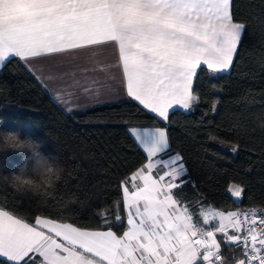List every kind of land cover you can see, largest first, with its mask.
Returning a JSON list of instances; mask_svg holds the SVG:
<instances>
[{"label":"snow or ice","instance_id":"1","mask_svg":"<svg viewBox=\"0 0 264 264\" xmlns=\"http://www.w3.org/2000/svg\"><path fill=\"white\" fill-rule=\"evenodd\" d=\"M234 15V0H0V67L10 57L26 66L56 59L70 70L49 78L71 77L85 101L122 90L167 122L170 110L198 101V70L234 66L246 30ZM128 131L146 155L113 202L115 226L126 218V230H112L107 208L97 212L107 230H93L44 215L28 222L0 206V264H227L217 233L240 248L233 264H264V207L204 211L202 223L194 220L173 191L185 174L182 156L160 157L169 148L166 128ZM230 191L239 198L244 190Z\"/></svg>","mask_w":264,"mask_h":264},{"label":"trees","instance_id":"2","mask_svg":"<svg viewBox=\"0 0 264 264\" xmlns=\"http://www.w3.org/2000/svg\"><path fill=\"white\" fill-rule=\"evenodd\" d=\"M234 5V19L246 23L234 66L219 74L198 70V101L188 111H170L167 122L130 99L67 112L19 58L6 61L0 68V129L40 141L39 153L55 175L18 190L10 174L25 165L30 169L35 158L0 155V206L28 222L44 215L93 230H107L97 215L107 208L112 230L122 234L126 213L121 205L124 224L116 227L113 202L121 198L120 181L146 155L128 129L158 126L166 128L171 152L187 168L174 192L192 206L194 220L202 223V206L223 212L264 207V0ZM232 184L244 190L239 200L230 193ZM222 250L227 264L241 256L235 245L225 243Z\"/></svg>","mask_w":264,"mask_h":264},{"label":"crops","instance_id":"3","mask_svg":"<svg viewBox=\"0 0 264 264\" xmlns=\"http://www.w3.org/2000/svg\"><path fill=\"white\" fill-rule=\"evenodd\" d=\"M42 65L44 66L43 74L38 70L41 68ZM56 65H57L56 59H45L43 61H33L32 66H28V67L39 78V80L46 86V88L49 90V92L51 93V95L53 96L55 101L62 108H63L62 102L65 101L68 97V112L79 111V110H83V109H87V108H91V107H95V106H100V105L115 104V103H119V102H122V101L129 99L124 95L122 90H118V92L115 95L102 96L98 101H85L84 98L80 94V89L73 87V81H72L71 77H66L64 79L49 78L50 76L51 77L59 76L60 73L70 70L68 67H57ZM89 75H94V74L90 73ZM100 75H102V74H100ZM77 78H80L79 73L77 74ZM77 97H80V98L78 99ZM174 109H180L183 111H188V110L181 109L179 107H175ZM174 109H172V110H174ZM172 110H170V111H172ZM131 127L152 128V127H158V126H130L129 128H131ZM170 155H175V153L171 152L170 143H169V148L166 150L165 153H161L160 157L167 159L168 156H170ZM153 159L155 160L156 158H153ZM186 175H187V168L185 166V174L183 177H181L177 181V183L180 184L181 181H183L182 179ZM204 207H208V206H202L200 209V214H201L202 219H203L202 210ZM225 213H227V212H225ZM204 227H208V225H204ZM212 230H214V229H212ZM232 232H233V230L229 229V233L231 234ZM216 238H217V241L220 243L221 248H222L223 244H225L226 241L224 240L223 236L219 233L216 234Z\"/></svg>","mask_w":264,"mask_h":264},{"label":"clouds","instance_id":"4","mask_svg":"<svg viewBox=\"0 0 264 264\" xmlns=\"http://www.w3.org/2000/svg\"><path fill=\"white\" fill-rule=\"evenodd\" d=\"M22 11L26 12L25 5H17ZM41 142L30 137L22 136L19 130H4L0 129V155L16 152V153H31L35 158L32 167L29 169L27 165L22 166L17 172L11 173L12 186L18 190H22L25 184L35 186L37 183L46 179L54 173L49 159L39 153ZM47 161V164L43 162Z\"/></svg>","mask_w":264,"mask_h":264},{"label":"rangeland","instance_id":"5","mask_svg":"<svg viewBox=\"0 0 264 264\" xmlns=\"http://www.w3.org/2000/svg\"><path fill=\"white\" fill-rule=\"evenodd\" d=\"M62 106H63V108L68 112V97H67V99H66L65 101L62 102ZM235 187H239V186L236 185V184H232L231 187H230V189H234ZM230 193L232 194L231 191H230ZM232 196H233V195H232ZM233 197H234V196H233ZM234 198H235L236 200H239V199H240V197H239V198L234 197ZM213 210H215V211H219V210L213 208L212 206L204 207L203 210H202V215H203V212H204V211H213ZM210 223H211V224H212V223H218V221H212L211 218H210Z\"/></svg>","mask_w":264,"mask_h":264},{"label":"built area","instance_id":"6","mask_svg":"<svg viewBox=\"0 0 264 264\" xmlns=\"http://www.w3.org/2000/svg\"><path fill=\"white\" fill-rule=\"evenodd\" d=\"M248 209H251V208H247V209H242V210H235V211H246V210H248ZM230 230H232L231 228H230ZM240 249V248H239ZM240 253H241V250H240ZM221 255H222V257H224L225 258V255L223 254V250H222V248H221ZM241 257V256H240ZM242 258V257H241ZM226 260V259H225Z\"/></svg>","mask_w":264,"mask_h":264}]
</instances>
